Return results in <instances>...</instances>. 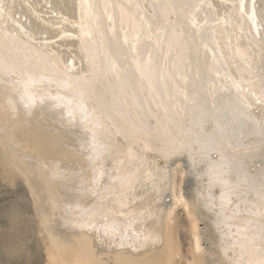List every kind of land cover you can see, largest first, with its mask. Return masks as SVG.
<instances>
[{"label":"bare ground","instance_id":"obj_1","mask_svg":"<svg viewBox=\"0 0 264 264\" xmlns=\"http://www.w3.org/2000/svg\"><path fill=\"white\" fill-rule=\"evenodd\" d=\"M205 93L264 121V0H0V167L51 264H264L259 169L218 207L183 160Z\"/></svg>","mask_w":264,"mask_h":264},{"label":"rangeland","instance_id":"obj_2","mask_svg":"<svg viewBox=\"0 0 264 264\" xmlns=\"http://www.w3.org/2000/svg\"><path fill=\"white\" fill-rule=\"evenodd\" d=\"M207 95L205 93L203 95L205 98L203 96L200 97L201 99L198 98L196 105L200 107V110L197 114H194L192 122L187 120L181 122L182 130L186 131L185 134H181L182 137L189 132L191 138L185 148L187 153L183 156V160L186 164H189L193 173L192 176L195 175L194 173L198 174L195 175L198 176L197 178L194 176L192 179V181L194 180L198 182L197 184H200V186L196 185L198 188L202 187V189H205L204 185L209 183L210 187L207 188V191L215 195H218L220 191L219 199H214L215 206L229 205L227 200L230 199L232 201V196L230 198L227 197L230 189H234V191L241 190L240 194L246 195L245 197L250 201L252 199V187L246 181L250 172L253 174L257 167L256 169H259L257 174L258 176L261 175L259 180L264 177V121L258 117H252L250 112L247 116H244L243 113L238 111L240 109L235 110L237 107H233L227 102L221 104L218 110L217 108H211L208 101L210 98ZM261 101L264 103L263 97ZM146 123L150 125L151 120ZM256 131L258 133L257 136L254 135L252 137L251 134ZM198 136L199 138H197ZM228 137L236 139V142L232 144L235 152L230 155L225 152L223 143H221L222 140ZM237 150L239 152H236ZM187 156L192 158L190 157L189 160ZM231 171H235L237 174L238 181L235 183L236 186L228 185L230 183L229 180L227 183L223 182L224 179L230 177ZM0 174V264H51V258L47 251V240L44 238V233L40 227L39 219L35 214L25 184L18 177L10 178L4 176L1 167ZM214 182H220L219 184L225 188L218 187L217 183ZM261 182L258 187L263 191L264 181ZM195 184H193V187ZM214 189L216 190L214 191ZM223 194L225 198H228L227 200L221 199L224 198ZM229 195H234V193H229ZM209 196L205 194V200L210 199ZM253 199L256 198L254 197ZM205 207L207 209L210 208L212 211L213 207L211 204L210 206L206 204ZM214 209H217V207ZM179 214L180 222L183 226L178 230L181 252L183 256L189 259L191 257L190 241L192 239L186 230L188 225L185 221L186 216L182 211ZM209 215L212 216V214ZM220 218V221L224 220L223 217Z\"/></svg>","mask_w":264,"mask_h":264}]
</instances>
